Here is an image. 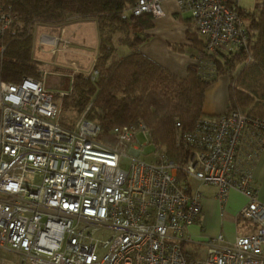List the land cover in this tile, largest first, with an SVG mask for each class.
Returning a JSON list of instances; mask_svg holds the SVG:
<instances>
[{"label": "built area", "instance_id": "built-area-1", "mask_svg": "<svg viewBox=\"0 0 264 264\" xmlns=\"http://www.w3.org/2000/svg\"><path fill=\"white\" fill-rule=\"evenodd\" d=\"M175 2L210 52L247 46L240 0ZM133 12L165 15L162 0H138ZM16 24L13 6L0 0V56ZM41 42L63 51L70 46L64 36L43 34ZM195 63L203 70L208 62L199 53ZM72 67L73 81L80 69ZM61 113L41 79L0 78V264H264V202L252 171L264 150V119L240 110L200 117L178 137L189 151L181 180L165 153L140 157L139 135L152 142L144 122L114 127L110 143L85 114L69 126ZM196 181L216 186L222 211L230 191H240L247 202L238 217L255 224L234 240L210 237L202 258L185 247L202 210Z\"/></svg>", "mask_w": 264, "mask_h": 264}, {"label": "trees", "instance_id": "trees-1", "mask_svg": "<svg viewBox=\"0 0 264 264\" xmlns=\"http://www.w3.org/2000/svg\"><path fill=\"white\" fill-rule=\"evenodd\" d=\"M4 1L13 6L19 24L7 31L6 48L0 56V78L17 82L31 76L42 80L47 73L35 56L36 25L96 22L98 54L90 67L98 70L97 76L92 77L88 65H81L73 81L69 80L68 93L58 94L56 99H61L64 109L78 115L85 112L88 119L98 122L99 139L106 142H114V127L144 122L150 129L155 151L165 153L178 165L181 180L187 179L181 169L189 151L178 144L179 134L192 129L204 116L207 89L222 75H229L225 111L240 110L264 119V0H258L257 9L250 11L241 4L237 7L248 32L247 46L237 50L210 52L192 21L194 26L189 24L187 38L208 63L203 70L201 65L191 64L184 77L140 50L141 44L150 38L147 31L155 17L147 12L134 14L138 0Z\"/></svg>", "mask_w": 264, "mask_h": 264}, {"label": "crops", "instance_id": "crops-1", "mask_svg": "<svg viewBox=\"0 0 264 264\" xmlns=\"http://www.w3.org/2000/svg\"><path fill=\"white\" fill-rule=\"evenodd\" d=\"M162 3L165 15L154 19L153 26L147 31L150 38L141 44L140 50L172 73L184 77L187 74L188 67L195 63L197 54L196 49L187 38L189 24L194 25L188 12L179 11L175 0H162ZM71 27L69 26V30H71ZM63 36L70 41V49L73 48L75 53L80 54V48L71 41V37L66 34ZM173 46H182V49H175ZM95 59L96 57H94ZM77 62H75L77 66H81L79 61ZM216 82L207 89L204 116L221 114L227 108L229 90L226 104L222 110L215 111L214 109H208L206 106L208 92ZM252 171L254 186L258 190L260 200L264 202V150L260 152L252 165ZM193 184L201 191L202 210L198 220L187 231L185 247L194 256L202 258L206 255L207 241L210 237L222 233L226 239L234 240L238 235L253 232L255 224L238 217L240 209L247 202L246 197L240 191L236 189L230 191L222 211L221 204L216 196L217 188L215 185L198 181L193 182Z\"/></svg>", "mask_w": 264, "mask_h": 264}, {"label": "rangeland", "instance_id": "rangeland-1", "mask_svg": "<svg viewBox=\"0 0 264 264\" xmlns=\"http://www.w3.org/2000/svg\"><path fill=\"white\" fill-rule=\"evenodd\" d=\"M259 2L260 1L258 0H240L241 7L246 11L257 9ZM246 20H248L247 17ZM75 24L78 25L75 26ZM69 26H72L71 30H69ZM43 34L57 37L66 34L71 37V41H73V43L80 48L81 53L77 54L74 52L73 48L70 49L71 44L64 51L60 49L58 50L51 44H42L41 37ZM33 42L36 51L35 56L42 62L41 69L42 71H47V73L42 76V81L44 82L46 88L57 96L58 91L66 90L68 88L69 80L71 81L70 74L73 68L72 65L75 62L79 61L80 65L83 66L88 65L87 68L92 65L91 63H93L94 57L98 54V25L96 22L87 21L66 24L65 26H48L39 24L36 25L33 30ZM228 80L229 75L225 74L222 75L217 82L215 81L216 84L213 85L214 87H212L208 92V98L206 100V106L208 109L219 111L224 108L228 95ZM58 102L62 107L61 120L63 124L72 126L71 124L74 122L75 125L76 120H78L77 117L80 118L83 114H85L84 112L82 115H78L72 110L64 109L61 99H58ZM63 120L65 122H63ZM146 143L147 141L145 137L140 134L139 141L135 142L136 146L141 147L140 157L148 160H154L155 147L151 143ZM142 145L144 146L142 147ZM129 162V158H124L123 165L127 166Z\"/></svg>", "mask_w": 264, "mask_h": 264}]
</instances>
